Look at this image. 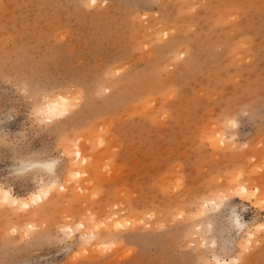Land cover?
I'll return each instance as SVG.
<instances>
[{"label":"rangeland","instance_id":"1","mask_svg":"<svg viewBox=\"0 0 264 264\" xmlns=\"http://www.w3.org/2000/svg\"><path fill=\"white\" fill-rule=\"evenodd\" d=\"M96 1L0 0V264H264V0Z\"/></svg>","mask_w":264,"mask_h":264},{"label":"bare ground","instance_id":"2","mask_svg":"<svg viewBox=\"0 0 264 264\" xmlns=\"http://www.w3.org/2000/svg\"><path fill=\"white\" fill-rule=\"evenodd\" d=\"M97 1L92 4H96ZM75 107L74 104V96L69 94V95H55V96H47L45 98V103L42 105V107L39 110V114L43 116L44 120L53 122L56 119H63L65 118L68 114H70L71 110ZM38 114V115H39ZM77 150L75 151L77 157L81 159L83 157V150H82V145L76 143ZM73 147V146H72ZM71 150V149H70ZM75 150V148H74ZM88 159H85L87 161ZM71 166L74 169H77V163L71 159ZM28 167L31 168H43L46 170L48 173H50L53 176L57 175V161H51L50 162H36L34 164L29 165ZM27 168V167H26ZM25 168V169H26ZM79 174V173H78ZM45 182V181H43ZM41 185V184H40ZM43 185V184H42ZM59 187V181L56 179L50 184H44L37 193L33 194L31 196V201H26L22 200L16 196H14L10 190L4 188L3 186H0V206H18L20 204L24 205V209H28L31 205L32 201H43L47 197H50L51 194L55 190H57ZM243 194H248V197L251 199V197H256L258 194V190L256 191H251L248 189V187L245 185H242L239 190V195ZM216 199V198H215ZM215 199H207L202 203V214L206 213V210L208 208L214 210V208H218L221 205V201L215 200ZM236 224L239 227L243 226V223L239 220L236 219ZM261 227L264 228V223L260 225ZM256 237V232L254 231H248V236L247 240H252ZM211 247L215 248L216 242L211 241ZM238 261V260H237ZM233 261H227L220 259L218 256L214 255L212 262H208L207 264H232Z\"/></svg>","mask_w":264,"mask_h":264},{"label":"snow or ice","instance_id":"3","mask_svg":"<svg viewBox=\"0 0 264 264\" xmlns=\"http://www.w3.org/2000/svg\"><path fill=\"white\" fill-rule=\"evenodd\" d=\"M95 2V0H93V3Z\"/></svg>","mask_w":264,"mask_h":264}]
</instances>
